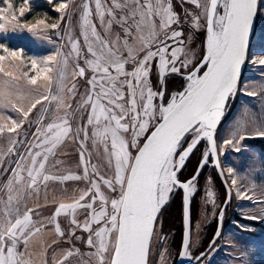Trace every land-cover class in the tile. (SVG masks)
Instances as JSON below:
<instances>
[{
    "label": "snow or ice",
    "instance_id": "6c2138e0",
    "mask_svg": "<svg viewBox=\"0 0 264 264\" xmlns=\"http://www.w3.org/2000/svg\"><path fill=\"white\" fill-rule=\"evenodd\" d=\"M73 2L61 0L56 5L55 10L61 13L56 23L37 19L35 23L22 27L29 32L40 28L59 30L60 21L66 17L71 20L70 4ZM189 2L201 9V15L206 19V51L194 67L190 68L192 59L185 53L184 41H178L183 32L172 28L180 20L171 0H112V8L95 0V13L104 36L91 22L92 9L88 0H84L80 29L88 55H83L80 41L74 40L66 29L64 34L68 37L70 50L65 53L62 47H58L45 59H32L30 69L22 73L28 85L37 86L39 81H45L46 84L41 85L45 88L44 93L25 106L23 101L27 97L24 93L0 89V110L10 109L17 114L15 118H6L9 123L0 124V135L10 134L7 154L15 153V145L20 142L17 137L25 123L36 124L35 142L29 143L26 154L15 162L6 185H0V191L6 189V199L0 197L3 205L0 207V264H31L29 243L48 225L35 221V209L24 201L33 194L38 196L41 186L47 190L49 181L87 182L86 188L78 189V197L67 203H58L53 214L45 219L60 238L65 237L61 216L67 219V235L79 240L82 237L76 236L77 230L88 233L86 243L95 249L88 255L95 256L97 264H148L158 213L176 186L185 193L187 222L189 197L195 191L196 177L181 182L178 172L202 139L208 141L212 156L216 155L214 133L229 96L236 91L258 11V0ZM4 3L7 7H0V32L6 31V23L12 24L13 29L21 27L14 23L18 17L12 11L13 5L9 0ZM48 3L52 4L53 0ZM30 7V0H23L19 17H23ZM114 9L125 14L117 18ZM199 20V16L193 15L194 27H199ZM114 23L120 26L124 35L122 38L117 33L115 40H109L107 37ZM57 35H60L59 31ZM177 41L178 45L173 47ZM0 50L6 54H0V62L25 63L23 50H9L3 44H0ZM73 56L75 63H71ZM181 56L185 58L182 60ZM258 56L264 57V52L253 53L248 62L264 65V58L257 59ZM81 59L83 66L79 63ZM70 63L74 77L85 78L91 73L87 79L89 88L75 110L68 100L75 99L77 86L75 83L70 87L66 84ZM154 71L159 85L157 89L151 80ZM30 72L34 74L30 75ZM0 74L19 79L12 72L5 71L2 63ZM171 74L183 75L187 83L183 91L173 93L164 103L165 78ZM157 99L159 103L155 102ZM62 108L65 109L62 116L45 123L50 109L58 112ZM33 110H36L34 121L30 120ZM75 112L85 113L87 126L82 123L73 132L68 117ZM3 119L5 117L0 115V120ZM244 128L245 124L241 123L232 132V138L224 140L223 144L234 147V140H244L246 137L241 134ZM189 133L193 134L192 139L185 146ZM255 135L264 137V125H257ZM73 137L80 139L78 167L82 166V174L70 171L59 176L51 174L49 168L55 169L64 163L56 159L57 151ZM89 140L98 156L102 150L107 164L105 172L93 164L90 175L84 164ZM235 150L240 151L239 148ZM209 151L204 153V161H207ZM4 156L5 153L0 152V167H3ZM50 159L53 160L51 164ZM232 184H236L235 179ZM208 195L213 194L209 192ZM78 214H82V220L77 218ZM21 244L24 252L19 251ZM188 244L186 232L183 241L185 254ZM79 255V249H67L54 264H68L71 257Z\"/></svg>",
    "mask_w": 264,
    "mask_h": 264
},
{
    "label": "rangeland",
    "instance_id": "374dc122",
    "mask_svg": "<svg viewBox=\"0 0 264 264\" xmlns=\"http://www.w3.org/2000/svg\"><path fill=\"white\" fill-rule=\"evenodd\" d=\"M60 2L61 0H53V3L49 4L48 0H30V10L23 17H19L18 10L23 6V0H9V3L13 5L12 11L18 17L17 22L14 23L21 27L13 29L12 24L6 23V31L0 32V44L5 45L9 50H23L25 63L21 64L19 61L11 60L0 62L5 71H10L15 77H19V79H12L0 74V89L8 88L12 92L19 90L24 93L27 97L23 101L25 106L28 105L29 101L35 99L36 96L44 93L45 88L41 87V85L46 84V82L41 80L37 86L28 85L27 80L22 76L23 71L30 69L32 59L37 61L45 59L49 55H53L58 47H62L63 51L67 53L71 46L68 43V37L64 34L66 29L70 31L74 40L80 41L83 55H88L87 46L80 29L81 5L84 0H74L70 4L71 20L69 21L66 17L65 20L60 21L59 30L40 28L34 32H29L22 27L25 24L35 23L37 19H45L47 23H56L59 21L61 13H58L55 7ZM88 3L93 13L90 20L96 24L97 31L101 36H104V29L101 28L99 18L95 13V0H88ZM101 3L107 8L113 7L112 0H101ZM201 3H203V0H201ZM171 4L180 20V23L178 25L173 24L172 28L183 32V36L178 38V41H184L185 53L188 58L192 59L190 68L194 67L202 60L206 51V19L201 15V9H198L189 0H171ZM0 7H7L4 0H0ZM114 11L117 18L125 14L119 9H114ZM219 11L222 12V9H219ZM189 13L200 17L198 28L193 26V15H189ZM107 19L108 17L105 15V20ZM57 31L60 32V35H57ZM117 33L123 38V30L114 23L111 34L107 38L115 40ZM89 39L91 40V36ZM178 41L173 43V47L178 45ZM256 52H264V0H260L255 35L249 50L248 60ZM0 54L6 55L2 50H0ZM184 58V56H181L182 60ZM260 58L264 57H257V59ZM70 59L71 63H75L74 56ZM248 60L237 95L235 98H230V102H232L231 109L227 105L218 130L219 155L232 191V202L228 205L224 214H221L227 198V190L217 177V174H215L217 173L215 168L209 172L210 174L201 176L195 182V191L192 193V199L195 202V220L188 252V264L191 262L195 263L202 252L206 251V246L209 243L207 241L210 239L209 232L212 229L213 238L218 224L217 221L221 216L223 217L224 225L217 244L205 258L195 264H264V137L255 135L257 125H264V65H253ZM71 63L66 84L68 87L73 83L77 86L78 92L75 99L68 100L72 104L73 110H75L83 94L89 88L87 79L91 76V73H87L85 78L74 77L72 76ZM79 63L83 66V59ZM129 67L131 66L129 65ZM33 74L30 72V75ZM151 80L154 89L159 88L156 83L155 71L151 76ZM179 80H181L182 84H179ZM186 83L187 81L183 75L171 74L166 76L164 103H167L173 93L183 91ZM248 93H252V95ZM155 102L159 103V100L157 99ZM37 108L39 109L40 105ZM64 112L65 109L63 108L58 112L50 109L45 123L62 116ZM35 114L36 110H33V116L30 117V120L34 121ZM0 115L5 117V119L0 120V124L9 123L6 119L8 116H13L14 118L17 116L10 109L0 110ZM68 118L71 121L73 132L82 123L87 126L84 112H75L74 115H69ZM241 123L245 124L244 131L241 134L245 135L246 138L239 142L234 140V147L233 145H224L223 141L231 139L232 132ZM35 132L36 124L33 122L30 125L26 122L24 129L21 130V135L17 137L20 142L15 145L14 154H7V150L10 147V134L5 132L0 135V152L5 153L3 167H0V185H6L7 180L12 175L11 169L15 167V162L21 155L26 154L29 143L35 142ZM89 133H91L90 128ZM235 148H239L240 151L237 152ZM198 150L199 148L193 153V155H196L194 160L200 158L202 162L204 153L208 151L207 142L204 148ZM80 151V139L69 138L57 151L56 159L62 160L64 163L58 165L55 169L49 168V172L57 176L65 175L69 171L82 174V166L78 167L80 165ZM51 163H53V160L50 159L49 164ZM84 164L88 167L90 175L92 174L93 164L97 165L101 172H105L107 169L102 150L98 156L96 150L92 147L91 140L86 142ZM229 168L232 170L231 172H229ZM186 173H188L187 170ZM233 179L236 181L235 185L232 184ZM87 186V182L84 180L66 181L63 183L49 181L47 190L41 186L38 196L33 194L25 199L24 203L35 209L33 219L48 225L42 233L34 236L29 243L28 253L31 254V264H45V261L47 264H54V261L60 259L63 252L70 248L79 249L81 255L71 257L68 264H97L95 256L90 257L88 255V253L95 251L94 248H90L86 243L88 233L77 230L76 236L82 237L79 240L67 235V219L61 216L59 219L62 228L65 229V237L60 238L56 235L53 225L49 224L47 219H45L53 214L58 203L70 202L73 198L79 196L78 189H83ZM175 190L176 188L174 187L168 196L167 203L159 212L151 245L149 264H174L180 254L182 243H180V246L175 241L177 232L175 229L178 228V219H175L176 215L173 219L175 226L165 225L168 208L178 196ZM209 192L213 194L211 197L208 195ZM0 197L6 199V189L0 191ZM0 207H3V205L0 204ZM23 211L24 208L21 206V212ZM36 213L39 214L37 215ZM77 218L82 220V214H78ZM53 241L57 242L53 243ZM19 251H25L23 244L19 246ZM27 258L26 253L25 259Z\"/></svg>",
    "mask_w": 264,
    "mask_h": 264
},
{
    "label": "water",
    "instance_id": "95a60500",
    "mask_svg": "<svg viewBox=\"0 0 264 264\" xmlns=\"http://www.w3.org/2000/svg\"><path fill=\"white\" fill-rule=\"evenodd\" d=\"M259 4H260V0H258L257 15L254 17L253 25H252V28H251V31H250V42H249L248 54H249V50H250V47H251V44L253 42V38H254V35H255L256 23H257L258 12H259ZM218 11H219V9H218ZM247 60H248V57H247L244 65H242L241 74H240V77H239V81H238V84H237L236 91H235V93L233 95L229 96V98H228V100H227V102L225 104L224 114H225V111H226V108H227V105H228V102H229L230 98H235L236 95H237V92H238V89H239V86H240V83H241V80H242V77H243V74H244V71H245V68H246ZM204 70H206V69H204ZM223 116L220 119V122L217 125L216 131L214 133V138H215V141H216V148H217L216 155L212 156L211 152L209 151L210 146H209L208 141L206 139H202L200 141V143L196 146V148L193 151V153H194L202 142H204V141L207 142L208 151H209L208 159L211 157L212 158V162L209 163L208 159H207V161H204V159H203L202 162L200 163V165H199V167H198V169H197V171H196L194 176L196 177L195 181H197V179L199 178L200 174L202 173L204 167L207 164H209L211 168H215L217 170V173H218L219 177L221 178V180H222V182H223V184H224V186L226 187V190H227V198H226V201H225V203H224V205L222 207L221 214H224L226 208L232 202V191H231V188H230V186L228 184L227 177L225 175V172H224L222 164H221L220 155H219V148H218V130H219L220 126H221ZM193 153L186 160L184 167L186 166L187 162L189 161V159L191 158ZM184 167L178 172V174L184 169ZM178 188H180V187H178ZM184 195H185V193H184V190H183V224H184L183 241H184L185 233L187 232L188 233V237H189V244H188V247L186 249V254H185V249L183 248V241H182L181 251H180V254H179L175 264H188L187 263L188 252H189V248H190L191 240H192V229H193V223H192V194L189 197V205H188V212H187V222H186V215H185ZM158 216H159V213H158ZM158 216H157L155 228H156V225H157ZM222 229H223V217L221 216L219 218L218 229H217V232H216L213 240L211 241V243L208 246V248L206 249V251L200 255V257L196 260L195 263H197V262H199V260L205 258L212 251V249L214 248V246L217 244V242L219 240V236L221 234ZM152 241H153V237H152L151 244H150V251H149V255H148V264H149V258H150ZM195 263H190V264H195Z\"/></svg>",
    "mask_w": 264,
    "mask_h": 264
},
{
    "label": "trees",
    "instance_id": "16d2710c",
    "mask_svg": "<svg viewBox=\"0 0 264 264\" xmlns=\"http://www.w3.org/2000/svg\"><path fill=\"white\" fill-rule=\"evenodd\" d=\"M180 82H179V84H182V82H181V80H179ZM233 101V100H232ZM229 104H228V108H230L231 109V106H232V102H230V100H229V102H228ZM229 110V109H228ZM227 110V111H228ZM192 133H189L187 136H186V138H185V146L187 145V143L188 142H190L191 141V139H192ZM205 145H206V141H204V142H202L201 144H200V146L198 147L199 148V150H201L202 148H204L205 147ZM198 150V151H199ZM194 157H196V155L194 154L193 156H192V158L189 160V162L187 163V165L185 166V169H184V171L181 173V178H183L184 180H187V179H189V178H191V177H193L194 175H195V173H196V171H197V169H198V167H199V165H200V163H201V160H200V158L198 159V160H194ZM194 160V161H193ZM210 160H212V158H210ZM191 165V166H190ZM210 167H206L205 169H204V171H203V173L201 174V176L203 177V176H206V175H208V174H210L209 172H211V168L209 169ZM186 170H187V172L188 173H186ZM216 170V169H215ZM216 172H217V170H216ZM215 174H217V177L219 178V180L222 182V180H221V178L219 177V175H218V173H215ZM200 176V177H201ZM199 177V178H200ZM222 184H223V182H222ZM224 185V184H223ZM176 194H178V196L173 200V202H172V204H171V206L168 208V215H167V219H166V221H165V225L166 226H175V224H174V221H173V219H174V217H175V215H176V217H175V219H178V222H177V224H178V228L177 229H175V230H177V232H176V235H175V241L177 242V245H180V243H182V241H183V233H184V224H183V214H182V212H183V195H181V194H183V193H176ZM180 197V198H179ZM181 214H182V217H181ZM194 215H195V202H193V205H192V223L194 222V220H195V217H194ZM173 223V224H172ZM217 223H218V221H217ZM168 224V225H167ZM216 230H217V227H216ZM216 230H215V232H216ZM213 236H214V234H213ZM209 238L210 239H208V241H207V243H208V246L210 245V243H211V240L213 239L212 238V229L210 230V232H209ZM181 246V245H180ZM208 246H206L207 248H208ZM201 252V251H200ZM203 253V252H202ZM178 257V256H177ZM177 259V258H176Z\"/></svg>",
    "mask_w": 264,
    "mask_h": 264
},
{
    "label": "flooded vegetation",
    "instance_id": "af4514ba",
    "mask_svg": "<svg viewBox=\"0 0 264 264\" xmlns=\"http://www.w3.org/2000/svg\"><path fill=\"white\" fill-rule=\"evenodd\" d=\"M188 162H189V161H188ZM188 162H187V163H188ZM208 162H209V163L212 162V161L210 160V158L208 159ZM186 165H187V164H186ZM206 167H210V165L207 164V165L204 167V169H205ZM210 168H211V167H210ZM210 168H209V169H210ZM184 169H185V167H184ZM184 169L178 174V179H179L180 181H182V182L187 181V180L190 179V178H189V179H187V180H184L183 178H181V176H182L181 173L184 171ZM204 169H203V171H204ZM212 169H214V168H211V170H212ZM203 171H202V173H203ZM202 173H201V174H202ZM200 176H201V175H200ZM200 176H199V177H200ZM191 178H192V177H191ZM198 179H199V178H198ZM198 179H197V180H198ZM195 182H196V181H195ZM175 188H176V190H175L176 193H183L182 188H178L177 186H176ZM192 205H193V199H192ZM218 224H219V220H218ZM218 224H217V229H218ZM223 225H224V222H223ZM222 230H223V229H222ZM216 232H217V230H216ZM216 232L214 233V236H215ZM214 236H213V238H214ZM212 240H213V239H212ZM177 258H178V257H177ZM175 262H176V261H175ZM191 263H192V262H191ZM174 264H175V263H174Z\"/></svg>",
    "mask_w": 264,
    "mask_h": 264
}]
</instances>
